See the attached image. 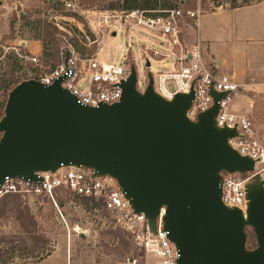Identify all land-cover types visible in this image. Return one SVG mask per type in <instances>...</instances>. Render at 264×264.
Returning a JSON list of instances; mask_svg holds the SVG:
<instances>
[{"label":"water","instance_id":"1","mask_svg":"<svg viewBox=\"0 0 264 264\" xmlns=\"http://www.w3.org/2000/svg\"><path fill=\"white\" fill-rule=\"evenodd\" d=\"M148 79L139 92L132 67L121 101L98 108L80 105L62 87L64 78L51 86L23 81L10 92L0 120V186L7 177L38 181L36 173L88 168L115 179L153 232L165 208L178 264H264V182L256 176L248 184L246 215L222 201V173L248 174L255 167L230 146L237 131L216 125L226 95L211 90L213 107L194 122L187 117L194 88L168 101L154 91L151 73Z\"/></svg>","mask_w":264,"mask_h":264},{"label":"built area","instance_id":"2","mask_svg":"<svg viewBox=\"0 0 264 264\" xmlns=\"http://www.w3.org/2000/svg\"><path fill=\"white\" fill-rule=\"evenodd\" d=\"M67 6L88 22L92 45L100 46L106 33L116 36L113 30L121 25L128 31L136 30L148 35L149 39H142L140 55L149 62L147 69L153 77L154 91L165 100L172 101L177 94H189L194 88L195 98L187 112L191 121L196 122L200 114L213 107L211 90L226 95L219 102L216 125L220 129L237 131L238 136L230 139L229 144L242 156L251 158L255 167L248 177L239 173H222V201L226 207L241 210L246 215L248 184L256 176L264 182V143L260 141L251 119L239 117L231 111V103L242 91V86L231 76L218 74L216 66L207 67L201 45L190 46L186 41V29L197 28L203 13L200 10L173 8L97 14L81 10L78 4ZM91 16L95 19L92 20ZM126 46L131 53V46ZM102 50L85 54L69 43L60 51L61 63L55 69L30 79L51 86L64 78L62 87L83 106L98 108L117 104L123 95L121 85L131 75L132 62L125 56L123 60L109 63L101 55ZM21 59L39 65L35 56H21ZM151 62L157 66L156 70H151ZM136 73L137 90L144 93L149 85L148 76L144 79L145 89L141 90L140 75L137 70ZM36 175L38 181L7 177L0 186V204L12 195L21 196L24 200L45 196L59 210L55 196L66 194L73 201L88 203L95 208L100 215L101 230L125 234L133 245L158 264H178L179 251L164 226L165 208L161 209L157 231L153 232L146 215L135 211L118 182L109 176H96L94 170L84 167H62L55 173L40 172ZM127 264H139V261L128 259Z\"/></svg>","mask_w":264,"mask_h":264},{"label":"rangeland","instance_id":"3","mask_svg":"<svg viewBox=\"0 0 264 264\" xmlns=\"http://www.w3.org/2000/svg\"><path fill=\"white\" fill-rule=\"evenodd\" d=\"M0 116L10 93L11 82L27 81L31 77L48 73L61 63L60 51L69 43L79 52L95 54L105 48L107 62L116 63L129 57L132 67L140 75V89L144 90L148 76L147 58L140 55L142 39L150 37L142 32L128 31L124 26L108 33L102 44L92 45L89 24L68 4H78L90 13L128 12V7L140 11H164L173 8L200 10L203 14L220 9L246 6L261 0H0ZM149 3L148 10L142 8ZM5 7V8H4ZM113 7H121L113 10ZM133 11V10H131ZM94 20L95 17L91 16ZM57 29V48L47 41L44 28ZM133 34L135 36H133ZM140 39V40H138ZM140 41V42H139ZM127 44L132 52L127 51ZM38 58L39 65L24 62L21 56ZM151 70L157 66L151 62ZM264 117V115H263ZM261 142L264 143V119L253 121ZM2 134H0V139ZM251 174V173H249ZM22 208H29L36 221L32 235L20 227L16 214L7 211L0 218V264H127L137 259L139 264H158L147 257L121 232L101 230L100 215L88 203L73 201L58 193L55 200L45 196L24 200ZM63 216V217H62ZM254 241V233L247 230Z\"/></svg>","mask_w":264,"mask_h":264},{"label":"crops","instance_id":"4","mask_svg":"<svg viewBox=\"0 0 264 264\" xmlns=\"http://www.w3.org/2000/svg\"><path fill=\"white\" fill-rule=\"evenodd\" d=\"M186 41L201 45L207 67L216 66L218 74L229 75L242 86L231 103L232 113L263 120L264 0L204 13L197 28L186 29ZM101 55L106 57L104 47Z\"/></svg>","mask_w":264,"mask_h":264},{"label":"trees","instance_id":"5","mask_svg":"<svg viewBox=\"0 0 264 264\" xmlns=\"http://www.w3.org/2000/svg\"><path fill=\"white\" fill-rule=\"evenodd\" d=\"M246 6H249V5H246ZM238 7H244V6H234L233 8H238ZM134 8H136V7H128V10L129 11L135 10ZM142 8H144L145 10H148L147 8H149V3L146 2ZM118 9L120 10L121 7H113V10H118ZM44 31H45V34L47 37V41L49 43H51L54 46V48H57V41H56V37H55L57 29L53 26L47 25L44 28ZM21 83H22V81H16V82H11L10 84H8V86H10V88H9L10 92ZM8 97H9V95H8ZM4 113H5V111H4ZM4 113L1 114L0 120L4 117V115H5ZM241 175H243L244 177H248L249 173L248 174H241ZM9 210L13 211L16 214L17 220L20 224V227L23 229V231L26 234L32 235L33 232L35 231L37 224H36L34 217L31 215L29 208H27V207L22 208V203L20 201L19 196H17V195L8 196L1 202V204H0V218H2L6 214V212ZM248 229H251V228H248ZM254 237H255V235H254ZM247 246L249 249H252V250L255 249L257 247L256 246V239H254V241L252 242L248 238Z\"/></svg>","mask_w":264,"mask_h":264}]
</instances>
